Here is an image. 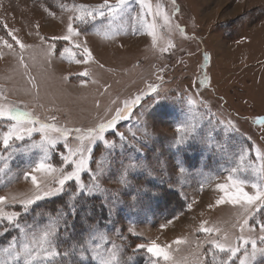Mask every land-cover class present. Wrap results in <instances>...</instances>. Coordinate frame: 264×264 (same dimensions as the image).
<instances>
[{"label":"rangeland","instance_id":"obj_1","mask_svg":"<svg viewBox=\"0 0 264 264\" xmlns=\"http://www.w3.org/2000/svg\"><path fill=\"white\" fill-rule=\"evenodd\" d=\"M103 2L0 0V35L5 34L6 24L22 42L33 46L24 52L27 68L8 49H0L3 52L0 95L7 97L5 103L32 113L41 122L70 130H87L109 119L125 99L146 92L149 84L156 85L168 99L157 105L153 101L155 93L144 95L131 118L119 123L121 131L127 133L129 127L135 131L136 114L144 110L150 139L141 159L152 175L135 173L131 189L124 187L118 182L120 161L124 158L120 155L121 149L109 155L100 145L94 150L90 167L95 169L97 162H111V171L99 181V190L82 196L101 201L105 218H99V224L116 244L122 243L119 236L126 238L123 259L129 264H149L153 260L151 254L143 249L137 252L135 246L153 240L160 246H171L170 260L161 258L158 264H194L195 258L211 247L206 243L209 235L199 231L202 223L205 227L220 229L219 233L212 234L216 239H223L225 234L230 239L239 235L240 205H216L221 195L216 186L228 182V170L240 168L234 177L247 179L250 183L245 190L254 192L251 182L255 181V175L249 165L255 161L254 166L259 167L255 150L264 151V128L256 123L264 117V0H148L153 12L159 5L162 13L170 17L168 26L163 15L146 17L156 24L155 44L148 35L149 29L141 23L133 26V22L124 21L120 28L114 24L118 35L112 37L107 21L99 17L90 25L82 26L87 34L73 37L72 43L53 39L66 34L71 15L60 4L95 7ZM131 6L135 9L133 15L140 12L135 0ZM45 7L55 15L50 16ZM77 40L87 41L92 53L87 64L76 63V59H83L80 50L73 49L75 58L67 53L60 55L63 48H73ZM52 44L55 51L48 56L46 52ZM16 51L20 52L18 46ZM83 71L89 75L81 77L79 73ZM158 75L163 77L162 81L157 79ZM189 99L195 101L191 112H187ZM186 117L204 125L206 136L210 127L215 128L211 147L197 143L177 152L173 142L181 134L176 132V127ZM209 118H212L211 126H208ZM6 125V121L0 120V131L6 130ZM233 126L236 131L232 130ZM49 135L55 137L59 133L49 132ZM74 135L69 136L70 141ZM33 138L39 140L40 133H34ZM241 148L249 151L243 163L238 160ZM62 151L61 139L56 150L50 153L53 164H60ZM39 154L34 150L30 154H18L10 161L9 168L0 174V196L20 195L32 188L30 179L23 178V172ZM178 162H182L183 173L178 171ZM82 179L86 184L91 183L88 174ZM141 187H147L150 194L141 196L139 202L125 194ZM73 190L74 186L59 196L60 204H52L47 199L42 204L39 201L36 206L41 205L34 206V212L21 214L22 226L26 230L29 225L42 227L48 215L68 201ZM5 210L19 211V204L6 205ZM79 213L78 223L87 214L85 210ZM162 215L167 216L164 219ZM4 223H0V250L13 237L20 238L15 228L9 227L3 232ZM129 228L134 229V235L129 233ZM178 239L187 242L178 245L174 243ZM70 243L71 240L62 241L61 248ZM198 244L202 247L197 248ZM255 264H264V256L258 255Z\"/></svg>","mask_w":264,"mask_h":264},{"label":"snow or ice","instance_id":"obj_2","mask_svg":"<svg viewBox=\"0 0 264 264\" xmlns=\"http://www.w3.org/2000/svg\"><path fill=\"white\" fill-rule=\"evenodd\" d=\"M132 3L133 0H115V3L104 0L102 4L95 7L60 4V8L69 11L71 15L66 23V34L53 39H62L72 43L73 37L79 38L81 35L87 34L86 28L82 26L90 25L99 17L102 21H107L112 37L118 35V32L114 30V24L115 28H120L123 27L122 22L124 21L133 22V26L135 23H141L142 26L149 29L148 35L152 37L153 44H155L156 24L149 22L146 17L148 15L153 17L163 15L166 26L170 25V17L162 13L159 5L156 6V12H153L152 5L148 0H135V3L139 5L140 12L133 15L135 9L131 6ZM44 10L50 16L55 15L47 7ZM174 11L178 12L179 10L174 9ZM180 31L182 32L183 29ZM4 32L5 34L0 35V49H8L9 54L17 57L19 64L27 68L24 52L33 46L22 42L15 34V30L8 29L6 24ZM16 46L20 49L19 53L16 51ZM73 49L80 50V54L83 56V59H76V63L87 64L92 58L86 40H77L73 43V48H63L60 55L63 56L67 53L69 57L75 58L76 52ZM166 50L164 49V51ZM54 51L55 45H49L46 55L51 56ZM0 58H3L2 51H0ZM79 75L87 77L89 73L83 71ZM157 79L162 81L163 77L158 75ZM203 83L204 81H200V84ZM33 86L35 87V85ZM150 93L156 94L153 101L157 105L162 100L168 99L166 95H161L156 85L149 84L146 92L125 99L122 106L114 109V114L109 119L101 120L87 130L81 128L70 130L41 122L32 113L21 111L19 108L5 103L7 97L0 95V101H4L0 102V120L7 122L6 130L0 131V147L3 149L0 151V174L5 173V170L9 168L10 161L16 155L30 154L34 150H38L40 153L23 172V178L26 181L30 179L32 188L20 195L0 196V223L6 222L2 231L6 232L9 227L15 228L20 237L19 239L13 237L8 246L0 250V264H129L128 260L123 259L124 248L127 247L123 241L126 238L122 235L119 236L118 238L122 242L119 245L111 241L106 229L102 228L99 221L90 222L87 214L81 219L79 231H76L75 217L78 212V198L82 195H92L99 190V181L105 173L111 171V162H97L95 169L90 167L97 146L102 145L109 155L114 153L117 148L121 149L120 155L124 158L120 161L118 182L124 187L131 189V179L135 178V173L152 175L151 170L141 159L143 148L146 146L147 140L150 139L146 130L147 121L144 110L136 114L135 131L129 127L126 133L119 127L120 121L129 120L133 115V109L140 104L143 96ZM187 104V112H191L195 101L189 99ZM217 123L224 122L217 121ZM256 123L264 128V117L257 119ZM211 125L212 118H209L208 126ZM204 127L199 123H193L186 117L185 122L176 127V132L181 134L173 142L177 152H182L197 143L203 144L205 148L211 147L215 128L210 127L206 136L203 131ZM232 130L236 131L234 126ZM49 132H56L59 135L53 137L49 135ZM34 133H40L39 140L33 138ZM72 133H75L72 137L75 145L69 140ZM61 139L63 140V151L60 154V164L57 165L51 162L50 153L56 150ZM248 157L249 151L241 148L238 160L243 163ZM255 160L260 161L259 167L254 166L255 161L249 165L255 175V181L251 182L253 193L250 194L245 190V187L250 183L247 179L234 177L233 174L240 171L238 167L228 170L227 183L216 186L217 191L221 193L220 198L216 200V205L225 203L240 205L237 214L239 220L242 221L237 225L239 235L230 239L225 234L223 239H216L212 234L219 233L220 229L205 227L202 223L199 231L209 235L206 243L211 247L207 252L199 254L195 258L194 264H255L258 255L264 256V151L257 148ZM177 168L180 173L185 171L182 162L177 163ZM84 174H88L90 184H86L82 179ZM73 186L74 190L69 193L68 201H65L61 208L49 214L42 227L29 225L26 230L22 226L20 220L22 213L27 215L30 211L34 212L33 205L41 200L60 196L67 189H72ZM125 194L134 202H139V198L148 196L150 190L147 187H141ZM16 204H19V211L5 210L6 205L14 206ZM188 208L191 209V204L188 205ZM258 213L259 218L257 217ZM168 222L171 223V221ZM128 231L130 234H135L132 228H129ZM67 240H71V243L62 249L61 242ZM186 242L180 239L174 241L178 245ZM106 245L107 247H105ZM200 247L202 246L198 244L197 248ZM170 248V245L160 246L155 240L135 246L137 252L143 249L151 254L153 260L149 264H158L161 258L166 262L169 261Z\"/></svg>","mask_w":264,"mask_h":264},{"label":"trees","instance_id":"obj_3","mask_svg":"<svg viewBox=\"0 0 264 264\" xmlns=\"http://www.w3.org/2000/svg\"><path fill=\"white\" fill-rule=\"evenodd\" d=\"M46 201H52V204L58 203L60 201L59 196L56 197H52V198H48ZM45 201V202H46ZM44 200H41V204L45 203ZM39 204V205H41ZM60 204V202H59ZM39 205H33L38 207ZM62 206V205H61ZM78 211H82L85 210L87 215H88V220H93L94 218L97 219V221H99L100 219L105 218V212H104V207L101 203V201L98 198H89L86 199L83 196H81L79 198V204L77 206ZM79 212H77L78 214H80ZM91 213V214H90ZM25 215V214H24ZM90 215V216H89ZM86 215H84L85 217ZM163 216V215H162ZM167 215H164L163 218L165 219ZM100 218V219H99ZM99 219V220H98ZM77 220V221H76ZM78 215L75 217V222L76 224L78 223ZM79 227H80V223L77 224V229L76 231H79ZM2 236V235H1ZM3 236H5V234L3 233ZM4 239H6V236L4 237ZM1 242V241H0Z\"/></svg>","mask_w":264,"mask_h":264}]
</instances>
